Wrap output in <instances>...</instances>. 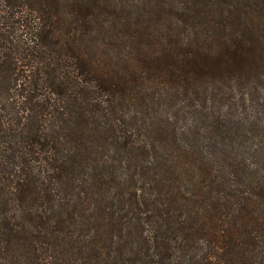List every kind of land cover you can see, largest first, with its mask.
<instances>
[{
    "label": "trees",
    "instance_id": "1",
    "mask_svg": "<svg viewBox=\"0 0 264 264\" xmlns=\"http://www.w3.org/2000/svg\"><path fill=\"white\" fill-rule=\"evenodd\" d=\"M0 264H264V0H0Z\"/></svg>",
    "mask_w": 264,
    "mask_h": 264
}]
</instances>
